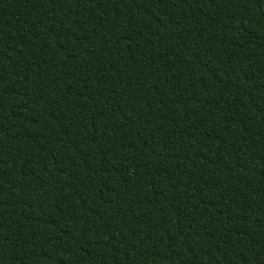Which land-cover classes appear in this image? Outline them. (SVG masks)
<instances>
[{
	"label": "trees",
	"instance_id": "obj_1",
	"mask_svg": "<svg viewBox=\"0 0 264 264\" xmlns=\"http://www.w3.org/2000/svg\"><path fill=\"white\" fill-rule=\"evenodd\" d=\"M0 264H264V0H0Z\"/></svg>",
	"mask_w": 264,
	"mask_h": 264
}]
</instances>
